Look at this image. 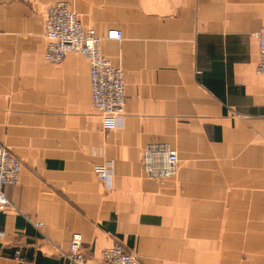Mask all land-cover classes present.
<instances>
[{
  "label": "crops",
  "instance_id": "obj_1",
  "mask_svg": "<svg viewBox=\"0 0 264 264\" xmlns=\"http://www.w3.org/2000/svg\"><path fill=\"white\" fill-rule=\"evenodd\" d=\"M56 1L123 32L102 41L125 74L120 128L92 105L86 57L45 59ZM263 25L264 0H0V144L23 162L0 264H70L75 233L87 264L118 241L139 264H264ZM151 142L177 151L175 175H146Z\"/></svg>",
  "mask_w": 264,
  "mask_h": 264
},
{
  "label": "built area",
  "instance_id": "obj_2",
  "mask_svg": "<svg viewBox=\"0 0 264 264\" xmlns=\"http://www.w3.org/2000/svg\"><path fill=\"white\" fill-rule=\"evenodd\" d=\"M44 36L47 39L45 59L59 63L70 52L87 58L91 79V102L97 109L106 129L120 128L125 119L126 83L124 70L102 51V41L123 38L119 29L100 35L92 26L85 25L69 1H56L46 10ZM259 49L257 73L264 77V25L256 32ZM179 157L175 149L162 142L148 143L143 151V169L147 176L163 179L175 175ZM23 170L22 160L4 144H0V213L10 204L5 194L6 185H18ZM95 171L101 181L110 182L113 174L109 162L97 164ZM44 223L36 222L37 226ZM5 230L0 223V241ZM64 256L70 264H87L83 239L75 233ZM102 259L107 264H139L135 253L118 241L103 249Z\"/></svg>",
  "mask_w": 264,
  "mask_h": 264
}]
</instances>
